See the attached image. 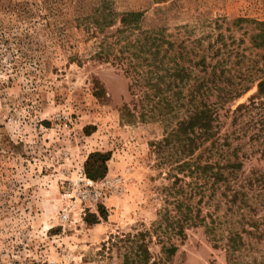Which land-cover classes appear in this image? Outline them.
I'll return each instance as SVG.
<instances>
[{"label":"rangeland","instance_id":"374dc122","mask_svg":"<svg viewBox=\"0 0 264 264\" xmlns=\"http://www.w3.org/2000/svg\"><path fill=\"white\" fill-rule=\"evenodd\" d=\"M259 23L264 0H0V264H264V105L233 114L264 77ZM175 70L180 102L167 78L155 97ZM214 78L252 89L220 104L224 146L184 154L164 140ZM82 172L103 197L64 222Z\"/></svg>","mask_w":264,"mask_h":264},{"label":"trees","instance_id":"16d2710c","mask_svg":"<svg viewBox=\"0 0 264 264\" xmlns=\"http://www.w3.org/2000/svg\"><path fill=\"white\" fill-rule=\"evenodd\" d=\"M141 15L139 13H126L123 15L121 23L123 26L122 30H118V34H123L128 32L129 30L135 29L136 25L138 24V20L140 19ZM259 26L264 27V23H259ZM260 38L264 40V31L261 34ZM258 44L261 46H264V41H258ZM178 66V65H177ZM157 76V75H156ZM187 76L185 73H182L178 70H175L168 75L161 76L158 75L156 77L157 82L156 84H152L154 90H156L155 97L158 96L159 92L161 91V86L159 83H162V81H165L167 78V84H168V90H171L174 87H179V92L176 93L177 98L180 100L183 97V90L180 89L181 86L184 85L185 80L187 79ZM218 78H214V80L211 82V85L215 86L216 90L218 91L216 94L212 92V89L208 87L206 84V81H202L199 84L198 89L196 92L192 93V99L196 100L197 97L200 98V102L197 101V103L194 105L192 111L188 113L187 117L182 119L178 123L177 130L170 134L169 137H167L164 142L169 143L170 139H173V137H177V140H179L182 151L184 154H186L188 151L191 150L197 151L204 143H207L209 141H212V148L216 147H222L224 145H219V143L216 141L217 139V131L216 123L219 119V107L220 104L227 103L232 98H241L243 95H245L247 92H249L252 87H245L243 90H240L239 83H237L234 88L231 91L227 90H219L217 87L218 84ZM209 82V81H208ZM255 83V82H254ZM257 87H258V93L257 95L253 96L250 99L249 104H242L240 105L235 111H233V114L236 115L234 119H238L240 116V113L243 111H249L253 108V106H259L264 105V103H256V100H261L264 98V77L257 80ZM205 86L206 89L202 90V88ZM207 86V87H206ZM97 93H101L100 88L96 84ZM215 96L217 99L215 102H210V98ZM207 98V101L204 99ZM169 100V99H168ZM251 106V107H249ZM229 139L225 140L226 146L230 147V143L228 141ZM96 158L95 164H99L97 168L89 169L88 171V178L93 181H100L102 180L106 174H107V161L109 160V155H101L97 154L90 157V160L92 158ZM242 165L240 163H229L228 168L229 169H240ZM205 173L213 170V166L211 165H205L204 167L200 168ZM234 174V173H233ZM215 180H222L225 179L222 176V173L218 171L216 174L213 175ZM264 180V179H262ZM104 213V211H101ZM145 258L148 257V252L143 251ZM143 256V257H144Z\"/></svg>","mask_w":264,"mask_h":264},{"label":"built area","instance_id":"2783aa9c","mask_svg":"<svg viewBox=\"0 0 264 264\" xmlns=\"http://www.w3.org/2000/svg\"><path fill=\"white\" fill-rule=\"evenodd\" d=\"M103 194V189L89 180L85 173L82 172L78 181L72 183L71 189L65 195L68 200V204L63 210L62 220L65 222L70 219L71 214H73L75 210V205L77 202H79L81 205H91L101 200Z\"/></svg>","mask_w":264,"mask_h":264}]
</instances>
